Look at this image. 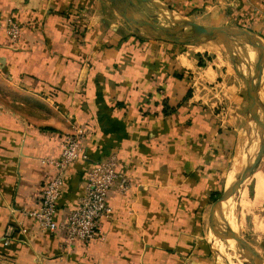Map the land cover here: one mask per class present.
Returning <instances> with one entry per match:
<instances>
[{"label": "crops", "instance_id": "1", "mask_svg": "<svg viewBox=\"0 0 264 264\" xmlns=\"http://www.w3.org/2000/svg\"><path fill=\"white\" fill-rule=\"evenodd\" d=\"M152 1L264 44V0ZM0 17L23 27L17 46L0 30V264H216L205 233L211 199L233 180L227 159L239 152L235 173L264 142L227 114L243 106L241 89L215 85L218 71L194 54L132 32L107 0H0ZM78 128L88 133L84 157L66 171L55 220L78 206L88 170L111 154L131 186L110 194L98 239L63 249L62 232L39 231L24 214L55 174L45 161L58 160L61 136ZM255 172L264 176L252 171V197L241 193L262 205L252 235L264 264Z\"/></svg>", "mask_w": 264, "mask_h": 264}, {"label": "rangeland", "instance_id": "2", "mask_svg": "<svg viewBox=\"0 0 264 264\" xmlns=\"http://www.w3.org/2000/svg\"><path fill=\"white\" fill-rule=\"evenodd\" d=\"M132 1L134 4L138 5V2L136 0ZM161 12L159 10H155L154 6L152 5H148V9L144 11L145 14H158L159 20L162 21L165 26L176 27L179 25L173 18L168 16V13L165 10H161ZM131 30L134 33H138L132 28ZM138 34L140 35V33ZM141 35L146 37V34H144V32H141ZM234 42L237 46V50H232L230 54L227 53L222 47L214 48L213 46H210L211 44H208L209 47L205 48V50L200 49L202 46L197 47L183 44H174V46H176L180 52L186 51L191 55L194 54L196 57H198V60L200 61L199 64L202 67L208 66L216 69L218 71V81L217 83L215 82V85L218 86L222 85L223 83L230 84L231 82L241 89L243 106L240 105L239 109L237 110V115L234 112L230 111V105H228L229 109L227 111L228 115L230 114L237 118L235 128H237L238 131L240 127L243 126L244 122L247 121H250L254 127H257L248 113L247 82L253 78L255 73V63L259 58L262 60L261 80L264 79V54H255V49L250 44H248L247 40L244 38L234 39ZM245 54L248 55V58L246 60L242 58V55ZM251 137L255 138L254 134ZM254 144H256V138L254 139L253 145ZM257 152L258 147H256L255 152H250L249 155H252L250 159L251 161H248L247 159L245 161L247 163L244 162L245 164L242 165V169H244L246 165L250 166L254 162ZM238 154L239 152L237 151V155ZM233 157L227 159V169H230V173H228V176L231 174L232 179L242 171L241 169L235 173H231ZM254 169L264 170V152L261 156L260 161ZM258 176L262 175H260L259 172H255L254 179L257 180ZM227 186L228 183L226 185V188ZM244 188L248 190L249 196L252 197L253 180L251 177H248L242 184H240L234 195L228 201H225L222 204V212L219 210V208L214 209V218H212L213 206L220 198L223 191L216 194L211 199L212 204L209 210L208 218L206 219L207 223L205 224V233L206 241H208L212 246V255L214 256L216 264H221L219 255L217 256V252H221V254L223 255V259L225 261L227 260V262H229L230 264H252V259L250 256L248 257L244 246H242L241 244H237L232 240L231 241L234 246H230L231 241L228 242V239L225 238V234L227 233L228 229L232 230L234 235L242 242H244L247 246H249L252 252L259 257V254L256 251L258 246L257 240L253 238L252 234L254 228H257V226L261 224H259L258 213L261 211L262 205L258 206V208H252L246 205L245 202H242L240 199V193ZM253 246H255L256 249ZM260 261V263L262 264L261 259Z\"/></svg>", "mask_w": 264, "mask_h": 264}, {"label": "built area", "instance_id": "3", "mask_svg": "<svg viewBox=\"0 0 264 264\" xmlns=\"http://www.w3.org/2000/svg\"><path fill=\"white\" fill-rule=\"evenodd\" d=\"M0 30H4L11 46L20 42L23 27L11 17H0ZM87 131L78 128L73 134L61 136V153L58 160L45 161L52 165L55 174L42 189L40 207L26 211L39 231L53 233L60 231L64 235L63 249H68L74 242L90 243L101 235V222L111 216L112 208L109 196L113 191L126 193L131 183L124 174L118 172L117 156L109 155L98 161L88 170L84 185V194L76 208L69 211L61 221L55 220L56 203L63 186L66 171L71 163L84 157V142ZM7 245V241H4Z\"/></svg>", "mask_w": 264, "mask_h": 264}, {"label": "water", "instance_id": "4", "mask_svg": "<svg viewBox=\"0 0 264 264\" xmlns=\"http://www.w3.org/2000/svg\"><path fill=\"white\" fill-rule=\"evenodd\" d=\"M109 1L119 16L136 32H144L146 38L160 41L169 44H183L190 46H204L211 44L214 48H223L227 53H231L234 39L244 38L255 49V54H264V44L261 40L253 36L245 30L231 28V27H204L197 25L194 22L175 15L172 11L162 5H156L152 0H136L134 4L132 0H107ZM148 5L154 6L155 10H165L168 16L173 18L179 25L176 27L165 26L159 20L158 14H145L144 11L148 9ZM163 13V12H161ZM261 68L262 60L259 58L255 63V73L253 78L247 82L248 91V113L257 128L264 132V126L259 120L256 113V106L259 103V92L261 82ZM264 152V142L259 145L258 152L254 162L242 169L238 173L227 188L223 191L220 198L213 206L212 218H214V209L219 208L222 212V204L228 201L237 191L240 184H242L248 177L261 159ZM225 238L234 241L237 244L244 246L248 257H251L252 264H261L260 259L244 242L238 239L232 230L228 229Z\"/></svg>", "mask_w": 264, "mask_h": 264}, {"label": "bare ground", "instance_id": "5", "mask_svg": "<svg viewBox=\"0 0 264 264\" xmlns=\"http://www.w3.org/2000/svg\"><path fill=\"white\" fill-rule=\"evenodd\" d=\"M159 5V4H158ZM246 42V41H245ZM249 44V43H248ZM211 46V45H210ZM235 47H237L236 45H233ZM234 47V48H235ZM207 48L206 46H203L201 47L200 49H204ZM214 50V49H213ZM237 50V49H236ZM240 51V49H239ZM246 55H242V58L245 59ZM257 58V57H256ZM256 110L258 111V113L262 116L263 120H264V81H262V86H261V89H260V92H259V103L257 104L256 106ZM259 116V115H258ZM260 117V116H259ZM261 119V118H260ZM249 130V129H248ZM250 134V133H249ZM257 135V134H256ZM259 135V134H258ZM262 135V134H261ZM264 135V134H263ZM255 136V135H254ZM241 137V136H240ZM260 137V135H259ZM258 137V138H259ZM262 138V136H261ZM262 142V141H261ZM241 143V142H240ZM260 143V142H259ZM239 144V143H238ZM253 145V144H252ZM240 146V145H239ZM259 147V146H258ZM240 155L238 154L237 157L234 159V167H236L237 163H239V160H240ZM232 164V165H233ZM239 166V165H238ZM234 167H232L234 169ZM255 174V173H253ZM258 179L256 180V184H255V199H254V202H253V205H259L264 197V177L262 176H258L257 177ZM244 190V189H243ZM247 191V190H246ZM245 191V192H246ZM245 192L242 194V202H246L247 203V199H246V194ZM254 197V196H253ZM252 203V202H251ZM263 203V202H262ZM248 204V203H247ZM225 221H226V218H225ZM220 236V235H219ZM212 237V236H210ZM221 237V236H220ZM231 243V244H230ZM230 246H234V244L232 242H230ZM216 250V249H215ZM219 261V260H218Z\"/></svg>", "mask_w": 264, "mask_h": 264}, {"label": "trees", "instance_id": "6", "mask_svg": "<svg viewBox=\"0 0 264 264\" xmlns=\"http://www.w3.org/2000/svg\"><path fill=\"white\" fill-rule=\"evenodd\" d=\"M200 65V64H199ZM201 66V65H200Z\"/></svg>", "mask_w": 264, "mask_h": 264}]
</instances>
